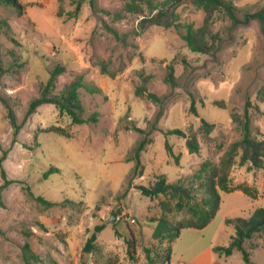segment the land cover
<instances>
[{"label": "rangeland", "instance_id": "1", "mask_svg": "<svg viewBox=\"0 0 264 264\" xmlns=\"http://www.w3.org/2000/svg\"><path fill=\"white\" fill-rule=\"evenodd\" d=\"M93 1L95 9L89 0H22L20 15L0 6V98L22 124L12 143V129L0 101V145L8 151L2 166L14 181L0 195V264H25V241L38 257L37 264H148L145 249L156 258L167 247L165 241L152 239L154 221L165 215L176 224L189 215L173 209L164 214L159 203L172 206L175 200L145 197L137 187L150 188L164 176L170 184L182 183L191 190L193 201L201 202L205 197L201 164L218 165L228 146L241 139L233 118H243L247 101L258 107V111L249 109L251 134L264 140V33L256 20L233 26L214 12L211 30L219 35L220 45L210 56L188 50L173 27L151 25L134 37L132 30L141 16L123 13L119 20L111 16L121 12L126 0ZM232 3L241 19L258 11L264 0ZM77 6L78 15L69 18L67 13ZM60 9L62 16H58ZM176 13L178 24L194 28L201 27L206 16L189 0H181ZM170 63L176 87L163 81ZM56 65L65 71L56 79L55 95L77 77L90 87L101 84L99 93L78 91L84 117L96 112L97 123L73 125L53 105L39 107L24 121L29 102ZM136 87L154 93L162 104L151 102L145 94L136 96ZM191 100L197 117L189 111ZM159 110L162 116L155 123ZM201 119L214 126L207 136L200 131ZM154 124L156 130L150 132ZM53 126L63 128L69 137L48 131ZM134 127L146 134L135 132ZM174 129L196 137L197 154L188 152L184 138L167 133ZM143 138L148 143L139 158L142 176L132 177L135 161L129 159ZM51 167L58 171L45 176ZM248 167L236 164L228 177L233 186L255 188L257 197L241 191L221 193L219 210L206 231L183 229L181 238L173 242L170 264L181 259L180 250L198 240L226 246L234 234L225 224L227 219H247L264 209V168ZM26 188L56 205L47 208L36 202ZM128 218L134 223H127ZM97 225L104 229L96 234L92 252L84 253L83 246ZM244 249L255 263L264 264V233L246 241ZM241 256L235 251L232 259Z\"/></svg>", "mask_w": 264, "mask_h": 264}, {"label": "trees", "instance_id": "2", "mask_svg": "<svg viewBox=\"0 0 264 264\" xmlns=\"http://www.w3.org/2000/svg\"><path fill=\"white\" fill-rule=\"evenodd\" d=\"M22 0H0V6L9 7L14 9L16 14H22L23 5ZM196 8L205 12L204 23L199 28H194L191 24H178V14L176 13L177 7L180 5L181 0H164L163 2H156L155 0H126L121 12L113 13L111 16L114 20H119L124 17V14H134L141 16L137 24V28L132 30L134 37L140 36L148 26H163L164 28L173 27L179 30V35L182 41L185 43L188 50L193 53L203 55H214L219 48L220 38L217 33H213L211 30V16L214 12H219L225 16L233 26L240 24H248L252 20H256L261 31L264 33V4L254 13H245L240 19L237 16V10L232 3V0H189ZM90 7L95 9L93 0H89ZM79 6L71 13L68 12L69 18H75L78 15ZM62 9L58 12V16H62ZM111 14L110 12H106ZM124 13V14H123ZM108 30L118 38L119 35L112 28ZM126 35L124 36V38ZM122 39V38H121ZM124 42L126 40H123ZM65 71V68L60 65H56L50 71V77L45 83H41L39 94L33 98L27 107L24 121L29 119L36 113L37 109L42 105H53L60 115H67L73 125H82L92 123L95 124L98 121V113H93L90 117H84V108L80 102L78 91L79 89H85L88 93H99V89L96 87H90L82 82L81 77L75 78L68 83L59 95L53 94L56 79ZM1 72V68H0ZM102 73L105 71L102 69ZM113 77V74L111 75ZM165 84L171 87H176L177 79L174 75V66L172 63L166 66V73L163 79ZM136 96L140 97L145 94V97L153 103L162 104V99L154 93H149L144 87H136L134 90ZM0 101L6 111V119L12 129V143H15L16 136L21 130L22 124H19L16 115L9 105V103L0 98ZM254 108L258 111V107L247 101L244 106L243 118H233V121L237 124L241 130V139L231 143L227 150L221 156L218 165L214 166L211 162L206 161L201 164L199 169L200 179H203L201 188L204 190L205 197L201 202H194L191 190L185 187L182 183L170 184L166 181L164 176H159L155 179L150 188L144 186H138L137 189L140 193L149 198L158 197L159 195L168 196L175 200L172 206H168L164 202H160V207L164 214L171 209L175 211H187L189 218L172 224L165 215L155 220V227L152 231V239L161 242H166L167 247L164 249L163 255H156V258L151 256V250L145 249L146 260L148 264H169L170 256L172 252L171 245L175 242L181 234L183 229H203L209 225V223L215 217L219 210L221 202V193H228L233 191H241L246 196L255 199L257 197V190L253 187L241 184L233 186L230 183L228 174L231 168L238 165H249V169L261 170L264 168V140H259L252 136V127L250 124L249 109ZM190 113L197 117L196 107L194 100H191L189 109ZM162 116V111L159 110L154 118L157 123ZM200 131L204 135H209L214 126L207 123L204 119L200 120ZM133 130L139 134H146L145 130L134 127ZM156 130L155 124L152 126L151 131ZM48 131L56 132L60 135L69 137V134L60 127H51ZM149 132V133H150ZM167 133L174 134L185 139V146L189 153L197 154L199 151V143L194 135L187 136L182 130L174 129L169 130ZM148 140L143 138L139 141L134 149L132 158L129 161H135V167L132 170V177L142 176V170L140 168V153L144 150ZM1 150V145H0ZM167 150L171 153L170 147L167 145ZM2 156L0 157V176L3 181L0 186V195L3 189H5L14 181L7 178L5 169L2 166V162L6 159L8 154L7 150H1ZM240 153V154H239ZM55 168H50L45 174L57 172ZM130 182L128 188H131ZM29 197L33 198L36 202L45 205L47 208L56 205L54 202H49L40 196H34L32 192L26 188ZM225 224L234 230V234L231 236L229 243L226 246H216L214 251L221 255L230 256L234 250L240 251L243 255L245 264H254L249 254L244 249V243L250 240L254 235L264 233V209H257L253 214L247 218H233L227 219ZM104 229L103 225H97L94 228L92 235L86 240L82 251L84 253H91L94 249L96 242V234L100 233ZM30 232L24 234L25 238L30 237ZM22 259L25 264H37L39 259L33 253L30 247V243L25 241L22 247Z\"/></svg>", "mask_w": 264, "mask_h": 264}, {"label": "crops", "instance_id": "3", "mask_svg": "<svg viewBox=\"0 0 264 264\" xmlns=\"http://www.w3.org/2000/svg\"><path fill=\"white\" fill-rule=\"evenodd\" d=\"M96 80H98V79L96 78ZM96 88H98L100 90L101 84L97 85ZM42 106H44V105H42ZM206 229H207V226L203 229H200V230H197V229H194V230L198 231L199 233H203L204 231H206ZM181 236H182V234H180L179 238H181ZM231 236H230V238H231ZM198 237H201V236H197V239H199ZM198 241H199L198 244L189 245L186 248H183L182 250H180V258L181 259H179L174 264H179V263H182V264H245L242 256H241V258L239 257L236 260L232 259L235 251H237V250H234L230 256H225V255H221L219 253H216L214 251V248L216 246H224L222 243H218V244L202 243L201 244L200 240H198ZM254 250H255V247H253L252 251H254ZM250 260L254 264H257L251 258H250Z\"/></svg>", "mask_w": 264, "mask_h": 264}, {"label": "built area", "instance_id": "4", "mask_svg": "<svg viewBox=\"0 0 264 264\" xmlns=\"http://www.w3.org/2000/svg\"><path fill=\"white\" fill-rule=\"evenodd\" d=\"M126 222L127 223H134V220H132L131 218H128V219H126ZM179 264H182V263H179Z\"/></svg>", "mask_w": 264, "mask_h": 264}, {"label": "water", "instance_id": "5", "mask_svg": "<svg viewBox=\"0 0 264 264\" xmlns=\"http://www.w3.org/2000/svg\"><path fill=\"white\" fill-rule=\"evenodd\" d=\"M113 218V215L110 217V220Z\"/></svg>", "mask_w": 264, "mask_h": 264}]
</instances>
